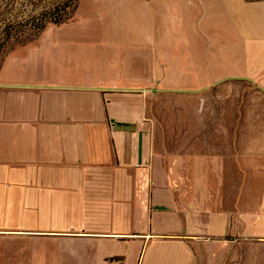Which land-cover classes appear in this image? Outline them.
Listing matches in <instances>:
<instances>
[{"label":"crops","instance_id":"crops-1","mask_svg":"<svg viewBox=\"0 0 264 264\" xmlns=\"http://www.w3.org/2000/svg\"><path fill=\"white\" fill-rule=\"evenodd\" d=\"M102 3L5 55L0 264H264V142L213 113L159 138L147 107L158 66L264 79V0Z\"/></svg>","mask_w":264,"mask_h":264},{"label":"rangeland","instance_id":"rangeland-1","mask_svg":"<svg viewBox=\"0 0 264 264\" xmlns=\"http://www.w3.org/2000/svg\"><path fill=\"white\" fill-rule=\"evenodd\" d=\"M98 1L103 6L104 0H0V77L3 78L8 73L5 55L13 53V57L20 59L27 54L29 48L35 47L30 40L39 34L36 27L42 21H50L49 15L60 11L64 22H95L91 18H85L84 12L92 6V2ZM78 7L81 9L76 14ZM61 36L64 33L58 29V38ZM166 70L172 71V76L179 78V69L158 66L156 82L150 84L158 90L155 93L148 92L147 107L158 128L159 138L177 142L198 140L196 128L209 125L211 120L208 115L213 113L212 117H217V131L222 133L216 135L217 140H224L226 127L229 130L232 128L233 132V136L226 137L227 142L239 143L241 138L242 143L247 145L257 141L264 142V88L260 84L264 79L261 75L258 74L253 79L258 81L250 82L244 76L231 75L228 72L202 74L199 71L205 84L190 85L179 83L174 77L169 78ZM208 77H212V80H208ZM201 106L202 116L199 113ZM241 129L247 131L248 135L241 136ZM208 135L206 133L200 136Z\"/></svg>","mask_w":264,"mask_h":264},{"label":"trees","instance_id":"trees-1","mask_svg":"<svg viewBox=\"0 0 264 264\" xmlns=\"http://www.w3.org/2000/svg\"><path fill=\"white\" fill-rule=\"evenodd\" d=\"M49 17H50V22L51 23H55V24L58 23L59 24L61 22H64V20H62V15H61L60 11L55 12L53 15H49ZM43 25H44V22L42 21L39 24V26L36 27L37 30L40 31L42 29Z\"/></svg>","mask_w":264,"mask_h":264},{"label":"water","instance_id":"water-1","mask_svg":"<svg viewBox=\"0 0 264 264\" xmlns=\"http://www.w3.org/2000/svg\"><path fill=\"white\" fill-rule=\"evenodd\" d=\"M130 53V52H129ZM134 53V52H133ZM131 53V54H133ZM158 89L152 88L151 90H149L151 93H155Z\"/></svg>","mask_w":264,"mask_h":264}]
</instances>
